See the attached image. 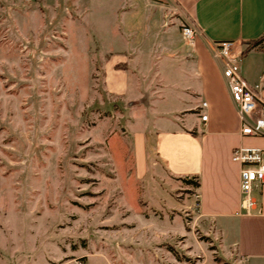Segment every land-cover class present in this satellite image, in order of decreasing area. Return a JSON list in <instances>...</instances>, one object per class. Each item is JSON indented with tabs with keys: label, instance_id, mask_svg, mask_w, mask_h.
<instances>
[{
	"label": "rangeland",
	"instance_id": "rangeland-1",
	"mask_svg": "<svg viewBox=\"0 0 264 264\" xmlns=\"http://www.w3.org/2000/svg\"><path fill=\"white\" fill-rule=\"evenodd\" d=\"M131 3L0 0V264H250L198 219L194 184L152 149L138 165L147 110L103 88L98 59Z\"/></svg>",
	"mask_w": 264,
	"mask_h": 264
},
{
	"label": "crops",
	"instance_id": "crops-1",
	"mask_svg": "<svg viewBox=\"0 0 264 264\" xmlns=\"http://www.w3.org/2000/svg\"><path fill=\"white\" fill-rule=\"evenodd\" d=\"M131 1L117 9L113 34L101 32L98 59L103 88L147 110L143 128L132 134L139 167L152 149L167 174L197 176L198 219L212 221L250 264H264V182L255 186L253 208L245 214L239 165L231 159L234 148L264 141L240 134L235 106L208 48L211 41L230 40L242 58L264 53V40L252 45L264 36V0ZM182 21L202 33L193 47L182 41ZM263 74L260 68L244 78L254 83ZM184 202L191 209V199Z\"/></svg>",
	"mask_w": 264,
	"mask_h": 264
},
{
	"label": "built area",
	"instance_id": "built-area-1",
	"mask_svg": "<svg viewBox=\"0 0 264 264\" xmlns=\"http://www.w3.org/2000/svg\"><path fill=\"white\" fill-rule=\"evenodd\" d=\"M201 35L200 29L190 22L182 26L181 37L185 45L193 47ZM208 48L235 106L240 134L264 141V74L257 82L246 81L241 73V55L234 51L233 41L214 40ZM202 105L206 106V102ZM206 119L207 114H202L201 120ZM231 159L239 165L240 206L245 214H250L254 205V188L264 182V146H238L233 149Z\"/></svg>",
	"mask_w": 264,
	"mask_h": 264
},
{
	"label": "trees",
	"instance_id": "trees-1",
	"mask_svg": "<svg viewBox=\"0 0 264 264\" xmlns=\"http://www.w3.org/2000/svg\"><path fill=\"white\" fill-rule=\"evenodd\" d=\"M262 40H264V36L262 38H260L259 40H256L252 43V45H255L259 42H261ZM185 181L187 184H194L196 187L199 186V181L197 176H192L191 178H185Z\"/></svg>",
	"mask_w": 264,
	"mask_h": 264
}]
</instances>
